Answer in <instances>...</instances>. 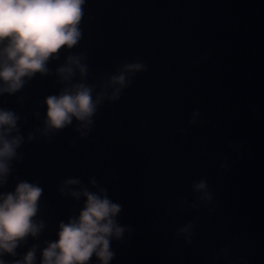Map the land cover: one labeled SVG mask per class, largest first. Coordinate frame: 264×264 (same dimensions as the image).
I'll return each mask as SVG.
<instances>
[{
	"label": "water",
	"instance_id": "95a60500",
	"mask_svg": "<svg viewBox=\"0 0 264 264\" xmlns=\"http://www.w3.org/2000/svg\"><path fill=\"white\" fill-rule=\"evenodd\" d=\"M79 27L48 72L0 93L21 138L0 193L43 190L39 232L0 259L43 264L84 206L72 192L103 189L124 228L110 264H264V0H85ZM69 56L85 74L62 77ZM80 83L99 98L91 122L48 128L46 98Z\"/></svg>",
	"mask_w": 264,
	"mask_h": 264
},
{
	"label": "clouds",
	"instance_id": "9594fccd",
	"mask_svg": "<svg viewBox=\"0 0 264 264\" xmlns=\"http://www.w3.org/2000/svg\"><path fill=\"white\" fill-rule=\"evenodd\" d=\"M85 0H0V93H13L35 73L48 72L47 62L61 48L72 49L81 40L80 23ZM68 66L58 71L64 79L73 74L75 65L81 74L87 69L80 58L68 57ZM128 70H139L142 65L126 66ZM113 83H125L123 74L114 76ZM99 98L93 99L92 88L80 83L65 88L59 95L46 98L48 106L46 125L50 129H62L72 123L73 118L91 122ZM18 117L8 110L0 109V186L6 183L10 171L9 161L15 157L20 137L9 139ZM66 183L78 184L76 179ZM95 183V181H93ZM204 188L205 184L198 185ZM42 188L27 181L19 182L15 190L0 193V255L13 253L18 242L27 235H36L41 225L34 217ZM72 195L86 197L78 216L61 222L59 239L43 251V264H89L93 255L100 264H110L114 252L113 237L120 238L124 228L116 221L121 206L113 203L105 190L99 193L84 189ZM35 254L28 252L25 264H34ZM0 264L5 262L0 259Z\"/></svg>",
	"mask_w": 264,
	"mask_h": 264
}]
</instances>
